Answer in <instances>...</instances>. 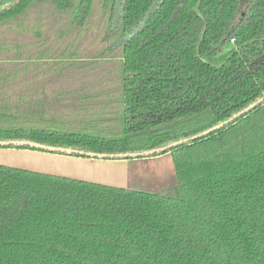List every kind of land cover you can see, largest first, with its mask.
<instances>
[{"label": "trees", "instance_id": "16d2710c", "mask_svg": "<svg viewBox=\"0 0 264 264\" xmlns=\"http://www.w3.org/2000/svg\"><path fill=\"white\" fill-rule=\"evenodd\" d=\"M95 2L116 67L61 54L0 63V141L142 152L264 96V0H0V28L40 9L84 31ZM165 153L175 183L156 192L0 164V264H264V102L150 156Z\"/></svg>", "mask_w": 264, "mask_h": 264}, {"label": "rangeland", "instance_id": "374dc122", "mask_svg": "<svg viewBox=\"0 0 264 264\" xmlns=\"http://www.w3.org/2000/svg\"><path fill=\"white\" fill-rule=\"evenodd\" d=\"M105 17L106 13L95 2L87 29L78 31L69 27L66 15L51 10H31L22 28L10 31L0 28V48L3 42L20 48L18 52L13 48L8 53L0 49V63L4 64L2 68L9 67L6 63L18 62L14 61L16 58L27 61L35 58H60L61 54L64 58H78L88 62L101 58L105 68L113 70L120 58V47L118 42L113 43L114 31L106 25ZM233 49L231 43L226 44L213 56L211 63L220 65ZM31 75L28 72L27 78ZM7 150L13 152L4 153ZM28 151L32 153L33 150ZM20 152L15 148H0V163L145 192H156L175 183L168 153L122 160L72 156L81 157L79 161H74L66 159L71 155L45 154L37 150L28 155Z\"/></svg>", "mask_w": 264, "mask_h": 264}, {"label": "water", "instance_id": "95a60500", "mask_svg": "<svg viewBox=\"0 0 264 264\" xmlns=\"http://www.w3.org/2000/svg\"><path fill=\"white\" fill-rule=\"evenodd\" d=\"M262 102H264V96L259 98L256 102L252 103L251 105H249L248 107H246L245 109H243L242 111H240L239 113L235 114L234 116H232L231 118H229L228 120L217 124L215 126H213L212 128H209L205 131H202L194 136H191L189 138H185L176 142H172L166 146H162V147H158V148H154L151 150H147V151H142V152H132V153H117V154H105V153H94V152H84L81 150H76V149H71V148H61V147H53V146H47V145H43V144H39V143H35V142H31V141H25V140H10V141H0V145L1 146H5V145H29L31 147H35V148H39V149H46L49 151H60V152H66L68 154H80V155H85L89 158H97V159H127V158H138V157H146V156H150L159 152H164L166 150H168L171 147L177 146L178 144L181 143H185L188 141H192L195 139H198L202 136H205L207 134H209L212 131H215L217 129H220L221 127H223L224 125L230 123L231 121H233L234 119H236L238 116L254 109L256 106H258L259 104H261Z\"/></svg>", "mask_w": 264, "mask_h": 264}, {"label": "crops", "instance_id": "0c3cea01", "mask_svg": "<svg viewBox=\"0 0 264 264\" xmlns=\"http://www.w3.org/2000/svg\"><path fill=\"white\" fill-rule=\"evenodd\" d=\"M19 150H21L22 152H20V153H24V154H26V155H28V154H32V153H35L34 152V150L32 151V153L30 152V151H28V149H19ZM11 152H13V151H11V150H7V151H5L4 153H11ZM42 153H44V152H42ZM45 154H46V152H45ZM24 157V156H23ZM68 157V158H67ZM66 157V159H72V160H74V161H79V158H81V157H72V156H67ZM1 164V163H0ZM2 164H4V165H8V164H5V163H2ZM8 166H14V165H8ZM52 174V173H51ZM67 177H69V176H67ZM73 178V177H72ZM87 181H91V180H87ZM92 182H96V181H92Z\"/></svg>", "mask_w": 264, "mask_h": 264}]
</instances>
